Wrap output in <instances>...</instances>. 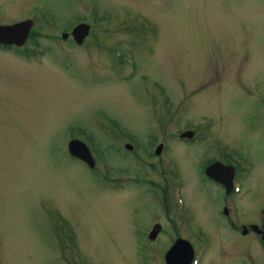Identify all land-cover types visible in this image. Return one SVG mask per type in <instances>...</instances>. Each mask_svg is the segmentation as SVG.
I'll use <instances>...</instances> for the list:
<instances>
[{"label": "rangeland", "instance_id": "rangeland-1", "mask_svg": "<svg viewBox=\"0 0 264 264\" xmlns=\"http://www.w3.org/2000/svg\"><path fill=\"white\" fill-rule=\"evenodd\" d=\"M27 18L23 42L0 49V264H163L166 234L145 232L172 225V199L166 212L127 183L208 182L198 163L214 150L183 141L188 125L251 142L262 172L264 0H0V22ZM71 137L92 167L67 153ZM183 192L177 208L195 216Z\"/></svg>", "mask_w": 264, "mask_h": 264}, {"label": "flooded vegetation", "instance_id": "flooded-vegetation-1", "mask_svg": "<svg viewBox=\"0 0 264 264\" xmlns=\"http://www.w3.org/2000/svg\"><path fill=\"white\" fill-rule=\"evenodd\" d=\"M0 23L6 24L8 22ZM16 45L19 44L0 42V49L18 47ZM32 49L34 50L33 47ZM239 85L246 93L251 91L256 94L255 90L247 89L243 81ZM261 89L262 87L256 90L260 91ZM253 96L256 97L255 95ZM257 99L264 101V97L259 94ZM257 128L261 129L264 136V121H260ZM187 129L192 131L189 134H182L181 139H186H183V141L201 143L209 140V144L214 150L208 155L205 153L198 163V178L208 182H198V187L192 185L193 182H178V185L175 182H164L160 186L155 183V185H152L153 188L149 189L143 184L139 186L140 189L135 184L133 185L132 182L127 183L129 190L137 187L141 193L143 191L149 192L151 198H156L159 193L160 204H162L163 208L168 205L166 202L168 197L172 199L174 214L169 216L173 220L172 225L164 226L154 220L145 232L147 240H157L160 235L166 234L163 243H160L163 247V264H205L203 257L209 252L211 257L207 260L208 264H264V162L261 168L262 172L257 167L255 168L260 159L255 156L251 142L238 147L232 142L213 135L212 131L205 135L206 129L198 130L193 125L182 127L178 135L181 131ZM159 143H161L162 148L163 140L162 142L159 141ZM205 144L208 143L205 142ZM159 151L157 154L161 161L163 156ZM211 164L216 165L214 170L213 168L210 169L213 175L206 172V167ZM221 178L225 179L226 182H222ZM261 180L262 182H258ZM154 189L157 191H154ZM211 189H213L212 192ZM180 191L185 192H183V197L187 194L186 196L195 203L197 209L195 216L186 217L183 214L190 211L184 208H177L181 204ZM168 193H170V196ZM203 195L216 201L215 210L213 209L212 211V208L207 206ZM251 196L257 198V201L252 203ZM154 209L151 208L152 215L150 217L152 218L156 214ZM216 223L222 224V230L230 235V241L225 242L222 239L223 235L217 231L215 225L218 224ZM171 226H173L172 228L176 234L173 239ZM236 234L243 236L244 241H238V243L233 241V237ZM219 242H222V244L218 249H215L214 253L212 247L214 243L216 245ZM234 246H236V251L233 250ZM171 247L172 249H170ZM216 253L220 255L219 258L215 257Z\"/></svg>", "mask_w": 264, "mask_h": 264}, {"label": "water", "instance_id": "water-1", "mask_svg": "<svg viewBox=\"0 0 264 264\" xmlns=\"http://www.w3.org/2000/svg\"><path fill=\"white\" fill-rule=\"evenodd\" d=\"M31 23L32 20L30 18H27L9 24H0V42L15 44L22 43ZM88 26L89 25L85 22H79L72 27L70 33L72 34L76 42H80L82 40L83 36L87 33ZM65 35L66 33L62 32V36ZM190 132L191 131H183L180 133V135H182L183 133L189 134ZM124 145L126 147H131V145L128 143H125ZM66 146L70 154L82 159L90 166L93 165L92 156L83 141L78 138H70L67 141ZM158 147L159 145H157L156 151H158ZM215 166V164L207 166L206 172L213 175L210 169L213 168L214 170ZM221 181L226 182V180L223 178H221ZM170 249H172V247Z\"/></svg>", "mask_w": 264, "mask_h": 264}]
</instances>
